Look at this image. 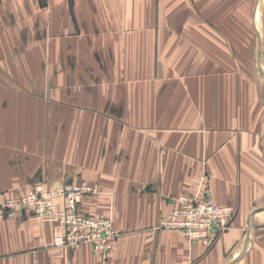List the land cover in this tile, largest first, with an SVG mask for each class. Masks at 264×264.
I'll list each match as a JSON object with an SVG mask.
<instances>
[{
  "label": "crops",
  "instance_id": "1",
  "mask_svg": "<svg viewBox=\"0 0 264 264\" xmlns=\"http://www.w3.org/2000/svg\"><path fill=\"white\" fill-rule=\"evenodd\" d=\"M37 181L97 189L112 264H264V0H0V195ZM182 196L235 209L217 241L156 229ZM57 232L5 219L0 264L97 263Z\"/></svg>",
  "mask_w": 264,
  "mask_h": 264
},
{
  "label": "built area",
  "instance_id": "2",
  "mask_svg": "<svg viewBox=\"0 0 264 264\" xmlns=\"http://www.w3.org/2000/svg\"><path fill=\"white\" fill-rule=\"evenodd\" d=\"M97 192L86 182L47 187L43 181H37L22 197L0 195V222L34 216L42 223L57 226V247L76 250L89 244L99 254L96 264H112L117 241L122 236L113 218L90 216L80 211L83 197ZM59 201L64 202L63 206H59ZM234 215L232 206L216 204L210 196H182L177 200V206L160 219L156 229L175 230L189 240L213 243L229 228Z\"/></svg>",
  "mask_w": 264,
  "mask_h": 264
},
{
  "label": "rangeland",
  "instance_id": "3",
  "mask_svg": "<svg viewBox=\"0 0 264 264\" xmlns=\"http://www.w3.org/2000/svg\"><path fill=\"white\" fill-rule=\"evenodd\" d=\"M252 60H254V59L252 58ZM254 63H255V62H254ZM254 65H255V64H254ZM256 76H257V75H256ZM258 77H261L260 74L258 75ZM80 183H82V182H80ZM34 184H35V183H34ZM34 184H33V185H34ZM70 184H72V183H70ZM33 185H32V186H33ZM32 186H31V188H32ZM31 188H30V190H31ZM30 190H29V191H30ZM28 193H29V192H27L26 194H28ZM26 194H25V195H26ZM6 195H7V194H6ZM7 196H8V197H11V198H17V197H12V196H9V195H7ZM23 196H24V195H23ZM20 197H22V196H20ZM29 216H31V215H29ZM33 217H34V216H33ZM95 217H97V216H95ZM35 218H36V217H35Z\"/></svg>",
  "mask_w": 264,
  "mask_h": 264
}]
</instances>
